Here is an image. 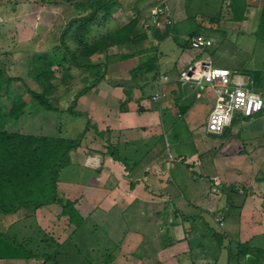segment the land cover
Masks as SVG:
<instances>
[{
  "label": "crops",
  "instance_id": "crops-1",
  "mask_svg": "<svg viewBox=\"0 0 264 264\" xmlns=\"http://www.w3.org/2000/svg\"><path fill=\"white\" fill-rule=\"evenodd\" d=\"M158 3L159 0L136 2L133 13L138 18L137 28H142L144 22L148 28L155 25L152 15ZM169 6L175 29L186 19L184 1L169 0ZM112 17L115 20L116 16L112 14ZM246 22L247 19L242 23ZM255 28L238 29L241 42L251 44L249 51L239 46L246 59L233 71L259 70L254 64L247 68L250 63L247 58H253L250 51L254 45L258 46L253 35ZM160 30V26H155L153 34L142 30L146 38L137 45L125 51H113L118 47H112L105 54L107 59L115 60L110 71L114 80H109L111 76L107 74L96 87L77 99L76 110L84 114L82 117L91 126L79 148L70 155L71 165L80 166L93 175L84 184L59 180L58 192L75 202V208L84 219H93L104 230L111 255L107 264H217L202 253V243L193 242L203 241L210 229L215 231L209 220L218 213L223 216L222 224H218L222 231L217 233L224 235L220 245L226 253L224 264H249L256 253L259 259L250 264H264L261 262L264 256V111L251 118L235 120L228 128L227 137L204 130V135L219 140L218 151L212 156L207 155L210 149L205 145L200 155L196 150L177 152L174 156L167 154L162 140H158L164 133L165 112L189 104L186 112L179 114L189 125L197 111L206 112L207 119L213 100L203 92L199 97L204 100L202 107L190 101L183 88L189 83L184 84L178 78L192 63L209 60L191 55L188 47H179L177 60L169 64L158 49L162 41L159 39L155 55L149 51L156 48L147 45L152 37L165 33ZM170 36L171 33L164 39ZM261 52L263 67L264 45ZM147 56L156 59V76L150 72L133 79L128 72L132 73ZM91 60L94 62L93 57ZM107 71L109 73L108 66ZM260 71L264 74V67ZM160 76L166 78L161 88L158 86ZM146 88L151 90L148 96L143 92ZM160 90L164 96L154 100L153 96ZM109 145L117 148L120 160L107 152ZM191 172L198 178L193 179ZM212 188H217L218 192H212ZM55 206L34 210L32 216L48 236L63 243L72 236L74 227L68 221V225L62 223L66 217L61 215V209L54 214ZM235 242L247 245L250 250L246 253L254 254L230 262L229 252L235 250ZM259 250L263 253L258 254ZM0 264L51 263L34 258L0 259ZM95 264H105L104 258Z\"/></svg>",
  "mask_w": 264,
  "mask_h": 264
},
{
  "label": "rangeland",
  "instance_id": "rangeland-1",
  "mask_svg": "<svg viewBox=\"0 0 264 264\" xmlns=\"http://www.w3.org/2000/svg\"><path fill=\"white\" fill-rule=\"evenodd\" d=\"M72 1V3H77L90 0ZM139 1L140 0H119V5L111 8L110 19L103 25H95L92 28L89 39L92 40L108 31L115 30L121 23L127 22L128 19H133V11L136 8L135 4ZM183 1L185 5L183 11L186 19L184 22L176 25L170 37L159 42L158 49L162 52L164 60L166 59L169 64H174L180 54L179 49L189 48L188 45L186 46L189 32L198 26L212 29L217 32L202 31L203 35L211 36L210 38L213 40L212 46L202 51L192 50L190 54L193 56L195 55L198 59L204 58L209 60L213 66H227V68H231L232 71L234 67L237 68L239 62H243L246 59L242 53H240L241 48L249 51L248 48H250L249 46L251 44L249 41L241 42L242 38L239 35L238 29L245 27L250 30L251 27L254 28L257 26L261 0H255L258 3L257 6H250L248 8L246 23H236L232 21L226 8V3L222 5L216 0ZM52 2L54 3H49V0H0V69L4 74L12 77H19L22 80V82L13 81L8 85L4 83V79L0 82V129L33 135L74 138L83 132L88 120L82 116H73L69 114L66 109L70 105L74 93L81 87L83 88L86 82L80 70L77 69L71 70V74L74 77L72 80H66L65 83L60 82L62 70L58 67L57 63L61 61L60 57L63 49L59 46L57 47V40L63 25L70 18L83 15L84 13L73 9L67 0ZM152 5L156 6V4ZM112 14L116 16L115 20ZM102 15L103 11H99L97 17L101 18ZM153 15L152 18L154 17ZM214 17H217V19H215V21L211 20V18ZM146 23L147 22L143 23L142 28H136V32L141 33L142 30H149L150 33H155V25H151L150 29L146 27ZM161 27L162 26H160V33H164L165 30ZM175 32H178L177 35ZM36 33H40L43 40L37 45V50H19L20 48L22 49L23 45L28 43ZM185 37L188 38L185 39ZM157 39V37H152L147 45L156 46L158 44ZM67 40L69 45L74 48L75 45L70 42V39L67 38ZM257 45L258 46L254 45L253 49L250 51V55H252L253 58H247L250 62L247 68H251L254 64L255 69L261 70L264 67V63L262 67L263 53L261 52L264 43L258 41ZM54 46L55 48H53ZM126 48L128 47L122 46L113 51H125ZM11 50H13V52H11ZM156 50L157 46L153 49V55H155L154 52ZM48 59L55 61L53 71L56 79L53 80L52 83L56 85L57 88L53 91L51 103L58 108V111H47L43 109L32 100L30 94L27 92L28 89L37 92L42 91V86L34 81L33 74L38 69L36 63L40 64ZM105 59V54L93 56L94 62H106L109 70L107 74L111 76L109 80H114L110 71L113 69L111 65L115 60L111 58ZM128 74L131 77L134 75L129 72ZM126 76V78L129 79L128 75ZM183 88L188 93L190 101L198 102L201 107L203 106L204 100L197 98V93H203L204 90L193 83L185 84ZM143 92L148 96L151 90L146 88ZM16 94H21L26 103L25 113L18 120H10L8 111L11 107L12 99ZM205 113L206 112L197 111L194 120L188 125L185 117L183 118L179 115L180 109L165 112L164 133L162 137H158V140H162L167 154L171 153L174 156L177 152L180 154V152H194V150H196L200 152V155L204 145L207 149H210V152L207 150V155L212 156L218 151V138H210L203 134L207 121ZM92 175L91 172L80 166L77 167L69 164L60 170L59 180L84 184L89 181ZM191 175L192 178L194 177L193 179L198 178L197 174L193 172H191ZM61 196L64 197V195ZM57 207L53 211L54 214L60 212L59 205H57ZM25 216L30 218L23 219ZM16 220L17 222H15ZM66 221H68L67 217L63 219L62 223L64 225L70 224H67ZM209 221L214 227L215 232L222 231V228L214 219H210ZM36 225V219L32 216L31 210H20L17 213L8 215L0 214V231H6L10 226L9 232L12 235H29V233L33 232L31 227L34 232H36ZM198 242L200 244L202 243L200 249L206 257L214 260L217 264H224L226 253L220 244L215 243L211 234L207 235L203 241L197 239L193 244L196 245ZM64 249L66 255L58 257L60 264H84L86 260L89 261L90 264H95L106 256L108 249H110V245L104 230L96 225L93 219L90 218L85 221L83 226L79 228L75 234H73L71 240L65 244ZM250 261L252 262V260ZM263 261L264 256L261 262Z\"/></svg>",
  "mask_w": 264,
  "mask_h": 264
},
{
  "label": "trees",
  "instance_id": "trees-1",
  "mask_svg": "<svg viewBox=\"0 0 264 264\" xmlns=\"http://www.w3.org/2000/svg\"><path fill=\"white\" fill-rule=\"evenodd\" d=\"M49 0V3H54ZM220 4L226 3V8L231 16V20L236 23L243 22L247 17V11L250 6H257L255 0H216ZM75 9L83 15L70 18L61 29L57 47L63 49L61 61L57 63L60 67V82L65 83L66 80H72V69L80 70L86 84L83 88L77 90L70 105L66 111L73 116H82L83 113L76 110L77 99L88 91L97 86L99 82L104 80L107 75V64L93 62L91 58L94 55L106 54L112 47H131L137 45L146 38L144 33H137L138 18L134 17L128 23L117 27L115 30L108 31L98 37L89 39L92 28L95 25L105 24L111 17V8L119 5V0H90L87 2L72 3L67 0ZM99 11H103L101 18L97 17ZM100 19V21H99ZM217 17L211 18L215 21ZM174 30L165 26V33L157 38L163 40ZM217 32L204 27H196L189 32V38L193 36L211 37L203 35L202 31ZM157 32V31H156ZM256 40L264 43V0H261L260 12L257 26L253 32ZM70 42L75 45L72 48ZM42 35H36L19 50H37V45L42 41ZM188 41V40H187ZM189 43L186 42V46ZM55 48V46L53 47ZM153 49H149V51ZM16 51V50H14ZM13 52V50H11ZM107 60V56L106 59ZM37 70L33 74L36 83L42 86V91L37 92L28 89L32 100L40 107L47 111H58V108L51 103L53 91L57 88L52 81L56 79L53 67L55 61L48 59L43 63H36ZM153 72L156 76L157 66L156 59L147 56L146 60L138 67L133 69L132 77L145 75ZM240 73L247 75L253 81L254 86L264 89V74L260 70H245ZM4 79L6 85L13 81H21L19 77H12L3 73L0 69V82ZM26 103L21 94L14 95L11 107L8 111L10 120H18L25 113ZM189 104L180 108V114H184L189 108ZM235 121V120H234ZM233 121V122H234ZM90 122L82 133L75 138H64L61 136L33 135L25 134L17 131H6L0 129V214L8 215L17 213L20 210H38L50 205H59L61 215L68 218V222L73 225V233L81 228L85 223L78 210L75 208V202L62 197L57 189L59 181V173L65 166L71 164V153L79 148L81 141L90 127ZM229 128V127H228ZM228 128L222 134V137L228 136ZM107 152L114 158L117 156L116 147L108 146ZM123 162V159L121 160ZM30 218L25 216L23 219ZM17 222V220L15 221ZM36 232L33 228L29 235L16 234L9 232L10 226L6 231H0V259H43L44 263L60 264L58 257L65 254L64 246L71 240L68 237L63 243H57L52 237L48 236L38 225ZM210 234L217 244H222L224 235L210 229ZM235 250H230V262L237 261L238 258L254 252L246 253L250 250L247 245L233 243ZM258 254L262 251H256ZM110 254H106L104 262L107 264V258ZM252 262L257 261L255 254L252 255ZM249 260V261H250ZM251 261L249 262L252 263ZM88 263L86 260L84 264Z\"/></svg>",
  "mask_w": 264,
  "mask_h": 264
},
{
  "label": "built area",
  "instance_id": "built-area-1",
  "mask_svg": "<svg viewBox=\"0 0 264 264\" xmlns=\"http://www.w3.org/2000/svg\"><path fill=\"white\" fill-rule=\"evenodd\" d=\"M153 16L156 27L162 24L172 28L174 25L169 0H159ZM187 40L189 48L194 51H202L213 44L211 38L204 36H193ZM179 80L193 83L204 90L205 94L212 96L213 104L205 128L208 134L220 136L234 120L251 118L264 111V89L254 86L250 77L238 71L215 67L208 61L198 60L180 73ZM165 81L164 76L158 78L159 88ZM163 96L164 92L160 90L153 99H161ZM197 97H201V93ZM212 192L217 193L218 189L212 188ZM214 221L221 225L223 216L216 214Z\"/></svg>",
  "mask_w": 264,
  "mask_h": 264
}]
</instances>
